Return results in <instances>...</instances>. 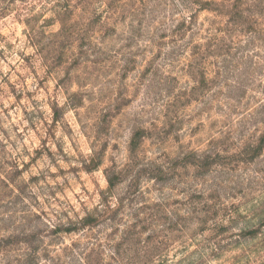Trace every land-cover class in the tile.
I'll return each mask as SVG.
<instances>
[{"label": "clouds", "instance_id": "obj_1", "mask_svg": "<svg viewBox=\"0 0 264 264\" xmlns=\"http://www.w3.org/2000/svg\"><path fill=\"white\" fill-rule=\"evenodd\" d=\"M24 17L37 48L72 25L82 43L16 81L23 103L0 77V264H264V0H32ZM109 21L125 38L110 66ZM221 32L236 44L209 80ZM0 45L10 62L28 46Z\"/></svg>", "mask_w": 264, "mask_h": 264}, {"label": "rangeland", "instance_id": "obj_2", "mask_svg": "<svg viewBox=\"0 0 264 264\" xmlns=\"http://www.w3.org/2000/svg\"><path fill=\"white\" fill-rule=\"evenodd\" d=\"M32 0H11V3L13 5L23 6L17 8L9 9H0V41L2 40H8L9 37L14 38L16 41L24 40L27 43V47L23 52L17 53L19 59L15 62H10L4 57L3 52V46L0 45V77H3L4 79L8 80L9 84V91L12 93L13 99H18L20 103H23L25 101V95L17 96V88H16V81L21 79L26 73H31L33 75L37 74V69L41 68V61L43 62V65H46V67H43V70L39 73L40 75H43L44 72H48L51 67H58L61 63H63L64 58L67 54V51L69 47H71L74 51L78 49V47L81 45V40H73L70 37L72 36V32L75 31L76 25L70 26V28H64L60 31L58 35H54L52 39L50 40H44V36L46 33L41 34V38L36 41V44L39 45V48L32 45L31 38L27 35H25L26 32L30 31L28 29V18L22 17V13L24 12L26 6L31 3ZM71 2V0H69ZM76 4L84 3V0H74ZM65 8L68 7V3H65ZM30 10V9H29ZM82 11V9L77 8L76 13H79ZM207 11V9H206ZM76 13L69 11L65 14V19L72 18L76 15ZM33 19H36L33 17ZM103 19L102 14L99 15H93L90 19H85L83 21L82 27L87 28L89 30L93 29L95 25ZM37 23L40 24V20H37ZM79 24V21L77 22ZM50 27L54 28L53 22L50 20L49 17L45 16L43 17V24H41V27ZM120 26L116 25L115 28L112 27V22L109 21L108 28L105 29L103 33H96L97 37H103L101 40L102 47L106 50L105 53H101V58L99 60V63L103 65L110 66V51L113 48H117L118 45H120V41L125 39L123 37V32H119L117 35L116 33L119 31ZM217 31L219 32L220 29L218 28ZM224 33L221 32V35L219 37H213V40H219L220 42L216 45V55H212L209 53L205 60V67L207 69V78L209 80L213 79L214 76L218 74V70L216 68V62L219 60L220 54L223 52L228 51L229 48L233 47L236 44V40L233 37L232 38V44H226L224 40ZM62 36L63 38H60ZM207 44L209 47L212 46V43L209 41H205L203 37H198L193 41V48L189 50V54H194L198 51H200V46ZM9 47H11V41H9ZM35 54V55H34ZM43 54V55H41ZM147 55V53H145ZM171 55V54H169ZM150 59L145 62L144 70L149 71V63ZM31 64H35V67H31ZM5 72L9 74L10 77H13V79H9V76H5ZM164 74L167 77L168 70H164ZM181 81L178 79L177 73L173 72L171 74V78L166 81L165 87L168 89H173L175 87V84L180 83ZM23 83L25 85H30V80H24ZM60 83H63L61 81ZM47 85L49 90H54L55 84L51 80H47L43 83H41V91H43V87ZM4 88L0 86V107L3 105L4 101ZM28 97H30L32 94L31 92L26 94ZM129 95L131 96V90L129 92ZM29 102H31L29 100ZM23 111V110H22ZM67 116V114H66ZM203 122V121H202ZM103 131V129H101ZM147 146V144H145ZM103 176V173H101V177ZM163 179V177H161ZM8 185L4 184V188H7ZM151 188V184H149L148 188H143L142 191L149 192V189ZM10 192H5L3 189H0V200L5 199L7 196H9ZM151 193L149 192V195ZM2 206V205H0ZM95 231V229H93ZM69 235H64V242L65 244H73L76 240L80 239L82 241H86L87 237H84L80 233H71Z\"/></svg>", "mask_w": 264, "mask_h": 264}]
</instances>
